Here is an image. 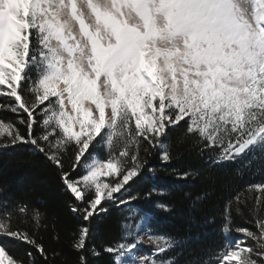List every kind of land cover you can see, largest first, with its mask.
<instances>
[{"label":"snow or ice","instance_id":"obj_1","mask_svg":"<svg viewBox=\"0 0 264 264\" xmlns=\"http://www.w3.org/2000/svg\"><path fill=\"white\" fill-rule=\"evenodd\" d=\"M3 157L0 264H264V0H0Z\"/></svg>","mask_w":264,"mask_h":264},{"label":"trees","instance_id":"obj_2","mask_svg":"<svg viewBox=\"0 0 264 264\" xmlns=\"http://www.w3.org/2000/svg\"><path fill=\"white\" fill-rule=\"evenodd\" d=\"M186 148L185 144H177V150L183 151ZM0 175H3L10 181L23 186L22 195L37 206H45L49 212H55L61 216L67 215V209L64 208L63 201L65 199L64 192L61 188L53 171L45 169L39 163L36 167L29 170L14 171L13 163L10 157L0 158ZM259 180V175L253 178ZM202 185L193 183L185 186V191H190L192 198L198 195L201 191ZM172 194L169 197L178 207L184 211L188 209L189 201L184 199L183 192H174L167 189ZM209 212H217L219 202L215 201L205 206ZM120 217L119 212H114L110 221L102 228V231L115 237L118 234L117 220ZM185 221L181 216L166 218L163 224L165 230L170 232L180 231L183 229ZM195 233V230H194ZM193 233V234H194ZM210 242L219 246L222 241L219 235L212 236L209 234Z\"/></svg>","mask_w":264,"mask_h":264},{"label":"rangeland","instance_id":"obj_3","mask_svg":"<svg viewBox=\"0 0 264 264\" xmlns=\"http://www.w3.org/2000/svg\"><path fill=\"white\" fill-rule=\"evenodd\" d=\"M234 264H235V262H234Z\"/></svg>","mask_w":264,"mask_h":264}]
</instances>
